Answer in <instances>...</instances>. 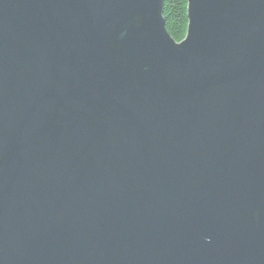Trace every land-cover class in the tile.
<instances>
[{
    "label": "water",
    "instance_id": "95a60500",
    "mask_svg": "<svg viewBox=\"0 0 264 264\" xmlns=\"http://www.w3.org/2000/svg\"><path fill=\"white\" fill-rule=\"evenodd\" d=\"M0 0V264H264V0Z\"/></svg>",
    "mask_w": 264,
    "mask_h": 264
},
{
    "label": "trees",
    "instance_id": "16d2710c",
    "mask_svg": "<svg viewBox=\"0 0 264 264\" xmlns=\"http://www.w3.org/2000/svg\"><path fill=\"white\" fill-rule=\"evenodd\" d=\"M162 16L170 36L177 42L184 39L187 30V0H163Z\"/></svg>",
    "mask_w": 264,
    "mask_h": 264
}]
</instances>
